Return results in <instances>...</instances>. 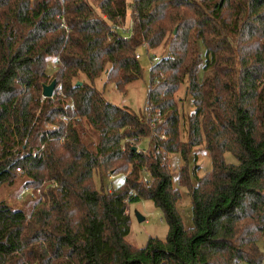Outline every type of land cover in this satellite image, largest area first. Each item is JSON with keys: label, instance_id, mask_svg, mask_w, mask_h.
<instances>
[{"label": "trees", "instance_id": "obj_1", "mask_svg": "<svg viewBox=\"0 0 264 264\" xmlns=\"http://www.w3.org/2000/svg\"><path fill=\"white\" fill-rule=\"evenodd\" d=\"M128 9L124 38L116 27ZM142 45L165 50L150 66L152 115L106 101L81 78L104 73L124 91L142 75ZM52 79L60 92L42 97ZM181 84L193 104L185 141ZM83 127L95 142L83 141ZM126 138L148 141L133 149ZM201 144L212 167L193 183L188 159ZM170 153L184 161L176 178L190 192L187 229ZM22 176L20 197L46 191L28 213L0 201V264H260L264 0H0V187ZM140 199L161 210L168 230L135 248L126 207Z\"/></svg>", "mask_w": 264, "mask_h": 264}, {"label": "rangeland", "instance_id": "obj_2", "mask_svg": "<svg viewBox=\"0 0 264 264\" xmlns=\"http://www.w3.org/2000/svg\"><path fill=\"white\" fill-rule=\"evenodd\" d=\"M125 26H130V11H127ZM129 35V32L127 33ZM165 50L159 48L157 50H146L145 46H140L137 49L138 61L142 69V75L137 80H134L126 85L124 91H120L116 88L114 81L108 80L104 73H101L92 82L88 79L81 77L89 84H92L99 92H101L103 98L116 105L122 106L130 109L132 112L138 115H147L148 111L145 109V100L147 96L148 82L150 77V66L153 54L160 57ZM165 56L167 53L164 54ZM52 63L49 60L48 65ZM57 85V84H56ZM57 88V86H56ZM55 91V89H54ZM185 84H181L177 92V103L179 112V131L180 140H186L185 119L188 114L193 111V104L191 102V97L185 95ZM152 115V114H149ZM157 118V115H153ZM84 123V122H83ZM82 123V125H83ZM82 139L85 142L96 141L95 134L86 128H82ZM126 142L130 143L135 148L146 147L148 138H140L137 141L129 140L126 138ZM195 158V161L193 160ZM223 159L228 164H235L236 158L230 152L223 153ZM166 162L172 172V188H176L179 192L180 198L176 203V208L180 214L182 225L185 229L192 226V213H191V197L187 186L180 185L177 182V169L184 164L178 153H170L166 157ZM196 164L197 168L195 173L191 175V180L194 183L195 177H201L206 172L211 170V158L206 151L203 144L196 147L193 150L192 155L188 159L189 168H192ZM105 175L107 183L114 184L119 181L121 177L118 174L114 175L113 179L110 175ZM26 178L24 176L18 177L15 183L11 186L2 185L0 187V201H3L13 208H19L28 213L31 210L33 202L36 200L37 196L42 197V192L46 191L44 189L41 191L40 188H29L30 190L21 197L19 196ZM126 212L129 217V232L126 235V241L135 248L143 247L149 237H156L158 239H164L167 234V224L163 218L161 210L156 207L152 201L147 199H140L139 201L128 204L126 207ZM138 217L141 219L139 220ZM257 247L262 255L260 264H264V234L261 235L257 240Z\"/></svg>", "mask_w": 264, "mask_h": 264}, {"label": "built area", "instance_id": "obj_3", "mask_svg": "<svg viewBox=\"0 0 264 264\" xmlns=\"http://www.w3.org/2000/svg\"><path fill=\"white\" fill-rule=\"evenodd\" d=\"M116 28L122 34V36L124 38H127L128 37L127 33L130 31V26L121 25V26H118ZM136 55H138V54L136 53ZM150 60H151V63H155V62H157L159 60V57L154 54V55H152V57L150 58ZM56 86L58 88V92H60L59 85H55V88L54 89H57ZM53 93H54V91H53ZM60 118L61 119H65V116H61ZM161 137L163 138V135H161ZM129 140H132V139H129ZM114 177H115L114 175H110V178L111 179H113ZM143 180L146 181L147 178L146 177H143ZM24 191H28V190L25 189Z\"/></svg>", "mask_w": 264, "mask_h": 264}, {"label": "water", "instance_id": "obj_4", "mask_svg": "<svg viewBox=\"0 0 264 264\" xmlns=\"http://www.w3.org/2000/svg\"><path fill=\"white\" fill-rule=\"evenodd\" d=\"M77 84H80V82H77ZM55 80L52 79L48 84H44L42 86V97H51L55 88ZM133 149H135V147H133ZM138 219L140 220L141 218L138 217Z\"/></svg>", "mask_w": 264, "mask_h": 264}]
</instances>
